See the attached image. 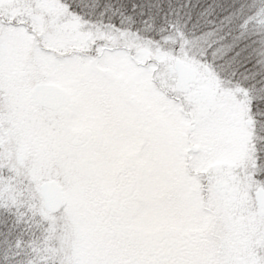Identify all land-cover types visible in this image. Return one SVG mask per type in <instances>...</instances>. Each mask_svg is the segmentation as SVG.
Masks as SVG:
<instances>
[{
  "label": "snow or ice",
  "instance_id": "snow-or-ice-1",
  "mask_svg": "<svg viewBox=\"0 0 264 264\" xmlns=\"http://www.w3.org/2000/svg\"><path fill=\"white\" fill-rule=\"evenodd\" d=\"M0 264H264V0H0Z\"/></svg>",
  "mask_w": 264,
  "mask_h": 264
}]
</instances>
